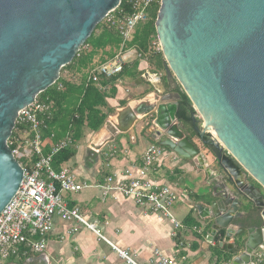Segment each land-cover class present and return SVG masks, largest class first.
<instances>
[{
    "label": "water",
    "instance_id": "95a60500",
    "mask_svg": "<svg viewBox=\"0 0 264 264\" xmlns=\"http://www.w3.org/2000/svg\"><path fill=\"white\" fill-rule=\"evenodd\" d=\"M120 2L0 0V213L23 180L7 143L19 111L59 79ZM155 28L168 91L156 88L118 108L90 148L99 152L146 120L144 128L159 145L206 173L210 197L196 208L212 222L207 242L223 230L220 245L243 247L231 264H256L254 255L264 251V0H161ZM178 85L198 114L192 115L194 129L215 166L177 117L180 95L171 91Z\"/></svg>",
    "mask_w": 264,
    "mask_h": 264
},
{
    "label": "crops",
    "instance_id": "0c3cea01",
    "mask_svg": "<svg viewBox=\"0 0 264 264\" xmlns=\"http://www.w3.org/2000/svg\"><path fill=\"white\" fill-rule=\"evenodd\" d=\"M131 49L134 48L126 50L129 56L127 61L137 54L136 49ZM137 59L139 58L135 60ZM148 66V61L140 60L139 70H144L141 78L148 80L153 90L157 88L164 91L167 85L162 82L163 80L160 83L156 76L158 74L161 78L163 73L151 74ZM147 77H151L152 80ZM125 90L118 87L116 96L107 99L115 111L120 108L121 100L129 99ZM135 97L130 98L139 99ZM144 121L135 125L134 132L118 135L114 142L108 143L99 152L90 148L91 142L87 139L92 135L94 138L97 132L86 129L82 141L89 143L79 145L76 155L56 170L69 167L81 181L96 183L103 182L109 175L115 173L120 175L128 167L139 166L143 152L133 151L129 146L138 142V133L148 138L150 144L158 143L151 137L150 129L144 128ZM195 142L200 145L196 138ZM199 149L204 156L210 157L212 164L216 163L214 157L207 151V147ZM48 150L46 148L44 152L47 153ZM149 176L160 183L172 185L190 208L186 215L184 212L181 214L180 220L176 218L183 225L180 229L174 230L169 220L135 205L133 201L125 199L119 193L116 196L109 195L105 201H102L98 189L87 188L78 193H63L64 200L69 208L78 207L89 222L96 223L105 239L76 221H66L56 216L53 219V229L47 236L44 252L29 251L25 255L18 254L2 264H38L39 259L45 260L48 264H128L117 249L126 251L139 264H161L163 256L172 259L173 264H231V261L217 262L218 256L214 251L215 237L212 242H207L212 222L209 219H202L196 208L199 204H207L205 201L210 197L212 186L207 184L206 173L196 169L193 161L181 159L167 149L164 158L149 171ZM250 181L261 189L254 180ZM187 183L192 186L188 187ZM189 215L193 217L196 226L186 221ZM75 226L78 228L72 231ZM195 227L199 231L194 229ZM174 232L176 235H173ZM219 241L217 243L220 247L217 251L219 257L226 252L234 251L228 249L227 243L223 242L220 245ZM229 246H232V243ZM255 260L253 258L254 262Z\"/></svg>",
    "mask_w": 264,
    "mask_h": 264
},
{
    "label": "built area",
    "instance_id": "2783aa9c",
    "mask_svg": "<svg viewBox=\"0 0 264 264\" xmlns=\"http://www.w3.org/2000/svg\"><path fill=\"white\" fill-rule=\"evenodd\" d=\"M160 1L130 0L133 6L130 14L116 16L114 9L105 16L106 23L119 32L122 43L112 58L103 63L94 62L88 70V80L99 83L102 78H111L122 71L129 58L126 44L133 38L135 28L148 21V10ZM153 44L161 50L159 40ZM52 109V102L36 97L30 105L19 111L12 131L14 135L11 134L7 141L23 168V180L0 213V264L18 254L44 252L56 216L66 221H76L105 239L96 223L89 222L78 207L69 208L64 200L63 193H78L87 188L98 189L102 201L109 195L116 196L119 193L135 205L169 220L174 230L183 227L172 212L181 198L179 193L172 185L160 183L149 176V171L166 155V147L151 143L142 154L139 166L128 167L120 175H109L103 182L81 181L69 167L59 170L53 167L54 156L72 145L73 139L70 134L57 142H53L50 137L43 138L42 128ZM46 148L49 149L47 153L44 152ZM194 229L199 231L197 227ZM117 251L128 264H139L126 251ZM255 257L256 261L262 262L264 251L257 252ZM161 264H173V260L163 256Z\"/></svg>",
    "mask_w": 264,
    "mask_h": 264
},
{
    "label": "trees",
    "instance_id": "16d2710c",
    "mask_svg": "<svg viewBox=\"0 0 264 264\" xmlns=\"http://www.w3.org/2000/svg\"><path fill=\"white\" fill-rule=\"evenodd\" d=\"M159 7L160 3H157L148 10V21L135 28L133 38L126 44L127 49H136L139 59L134 60L131 64L125 63L118 75L108 79L102 78L99 83L88 80V70L94 64L96 56L99 55L100 63H103L116 54L122 43L117 29L106 23L103 19L96 25L72 61L60 71L62 72L65 68H70L81 73L82 78L80 82L76 83L60 76L52 86L37 96L42 101L53 103L50 116L45 119V125L42 128L43 138L50 137L53 142H57L67 134H70L73 139L72 145L59 151L54 156L53 167L55 169H58L63 163L76 155L78 143L85 137L86 129L98 132L103 127L107 118L115 114V109L109 105L107 99L116 96L118 79L126 74H129L133 79L139 78L144 73V71L139 70L140 60L146 59L147 55H150L149 58L152 61L154 59L153 63L155 67L153 73L162 72L164 69L165 58L163 53L161 50H156V45L153 44V42L158 41L155 23ZM132 11L133 6L130 0H121L120 5L114 12L116 16H119L121 14L128 15ZM97 31L98 33H96ZM85 46L88 47L87 51H83ZM153 49L157 52L152 53ZM161 78L163 83L169 87L167 78L164 75ZM176 91L180 95L177 117L183 124L190 126L192 125V115L196 114V111L180 85H178ZM127 103L126 100H121L120 107L125 106ZM12 135H14V132ZM189 139L192 140L190 137ZM166 149L168 148L166 147ZM250 180L252 179L249 178ZM186 221L192 222V225L196 226V222L193 221L191 215L186 218ZM223 236L224 231L215 236L214 251L215 255L218 256L217 262L220 260L223 262L231 261L234 255L243 248L240 242H237L234 251L226 252L219 257L217 251L220 247L217 243ZM256 262V264H264V260Z\"/></svg>",
    "mask_w": 264,
    "mask_h": 264
},
{
    "label": "rangeland",
    "instance_id": "374dc122",
    "mask_svg": "<svg viewBox=\"0 0 264 264\" xmlns=\"http://www.w3.org/2000/svg\"><path fill=\"white\" fill-rule=\"evenodd\" d=\"M96 33H98V31ZM87 49H88V47L85 46L83 48V51H87ZM131 50H134V49H131ZM156 50H158L157 49V46H156ZM156 50L153 49L152 50V53L157 52ZM137 54H134L133 58H130L129 61H127L126 63L127 64H131L132 61H134L136 58H139V55H137ZM98 56H96L95 61L99 63L100 62V59H99ZM149 57H150V55H147V58L146 59H143V60H147L148 61V63H149L148 71H149V73L153 74V72H154L153 69L155 67V65L153 63L154 59L152 61ZM162 73H163V75L166 78V73H165V70L164 69L162 70ZM60 76L63 77L64 79H66V80H72V81H74L76 83L80 82V80L82 78L81 73H78L75 70H72L70 68H65L64 70H62V72H60ZM141 77H143V74L139 78H141ZM147 78L152 80L151 77H147ZM165 78H164V81H165ZM137 79H133L129 74H126V75L122 76L117 81V88L118 87H121V89H123V90L126 89L125 90L126 93H127L126 94L127 95L126 97L129 98L127 100V102H129L132 98H134V96H136L135 98H142L143 96H145L147 94V92H149V91L151 92L153 90V87H152V85L149 84V81L148 80H143V81H139V82L136 83V81H138ZM164 89H166V91H168L169 88L165 86ZM130 97H132V98H130ZM196 115H198L197 112H196ZM184 131H185L186 134L189 133L188 132V129H185L184 128ZM87 139H89L90 140L89 142H91L92 139H93V135L90 136ZM137 140H138L137 143H132L129 146L131 147V149H133V151H136V152H139V153H141V152L144 153V151L147 149V147L149 146V144H150L151 141L148 138H146L143 135H141L140 133H138V135H137ZM83 141L81 140L78 143V146L79 145H82V144L83 145H87L89 143V142H87L85 140H83ZM192 141L195 142V137L192 139ZM195 144L199 148H203V149L206 148V146H204L202 143H200V145H199L198 143L195 142ZM208 153L209 152H207V154ZM205 156L207 158V162H209V163L212 164L213 162L211 161L210 157L208 155H205ZM213 165L215 166V164H212V166ZM187 185H188V187H191L192 186L190 183H187ZM262 191H263V194H264V190H262ZM189 211H190V208L188 207L187 204L184 203V200L182 198H180L178 200V202L176 203V205L172 208L173 214L179 220L182 218L181 217V214H183V212L186 215ZM253 258H254V260L256 259V257H253Z\"/></svg>",
    "mask_w": 264,
    "mask_h": 264
},
{
    "label": "flooded vegetation",
    "instance_id": "af4514ba",
    "mask_svg": "<svg viewBox=\"0 0 264 264\" xmlns=\"http://www.w3.org/2000/svg\"><path fill=\"white\" fill-rule=\"evenodd\" d=\"M161 81H162V79H161ZM161 81H159L160 83H161ZM163 82V81H162ZM171 92H177L176 91V89L175 90H173V91H171ZM180 101V100H179ZM180 123H181V125L183 126V129L185 128V129H188V132L189 133H187L188 134V136L191 138V139H193L194 137L199 141V143H202L203 145H204V143H203V141L200 139V137L197 135V133H196V131H195V129H194V127H196V124H194L193 122H192V125H190V126H187V125H185V124H183L182 122H181V120H180ZM190 128H191V130H190ZM194 133V134H193ZM196 133V134H195ZM206 138H209V136H207L206 135ZM192 141V140H191ZM194 142V141H193ZM195 143V142H194ZM196 145V144H195ZM204 146H206L207 147V145H204ZM207 149H208V147H207Z\"/></svg>",
    "mask_w": 264,
    "mask_h": 264
},
{
    "label": "bare ground",
    "instance_id": "6f19581e",
    "mask_svg": "<svg viewBox=\"0 0 264 264\" xmlns=\"http://www.w3.org/2000/svg\"><path fill=\"white\" fill-rule=\"evenodd\" d=\"M206 129L208 132H210L214 136L215 139L219 140L217 133L212 129V127L209 124L206 125Z\"/></svg>",
    "mask_w": 264,
    "mask_h": 264
}]
</instances>
